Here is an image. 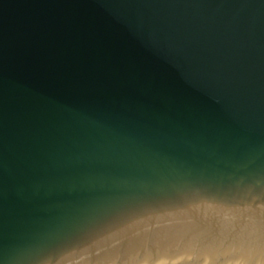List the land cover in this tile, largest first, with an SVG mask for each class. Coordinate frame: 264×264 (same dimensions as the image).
Instances as JSON below:
<instances>
[{"label":"water","instance_id":"water-1","mask_svg":"<svg viewBox=\"0 0 264 264\" xmlns=\"http://www.w3.org/2000/svg\"><path fill=\"white\" fill-rule=\"evenodd\" d=\"M0 264H264V0H0Z\"/></svg>","mask_w":264,"mask_h":264}]
</instances>
